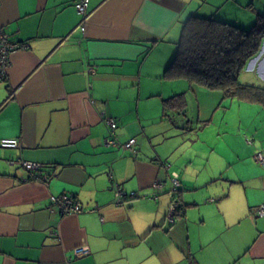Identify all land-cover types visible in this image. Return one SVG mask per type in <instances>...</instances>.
I'll return each instance as SVG.
<instances>
[{"label":"crops","instance_id":"obj_1","mask_svg":"<svg viewBox=\"0 0 264 264\" xmlns=\"http://www.w3.org/2000/svg\"><path fill=\"white\" fill-rule=\"evenodd\" d=\"M78 1L0 0L26 44L0 79V139L20 142L0 145V264H264V103L165 75L190 16L248 27L264 0H90L84 22ZM239 79L264 86V38ZM108 117L135 151L106 144Z\"/></svg>","mask_w":264,"mask_h":264},{"label":"trees","instance_id":"obj_2","mask_svg":"<svg viewBox=\"0 0 264 264\" xmlns=\"http://www.w3.org/2000/svg\"><path fill=\"white\" fill-rule=\"evenodd\" d=\"M264 38V14L248 27L213 16H190L183 25L178 51L165 75L186 76L225 97L264 103V86L243 83L239 74L259 50ZM170 101L165 102V107ZM179 107L184 100L173 98ZM175 117L172 119L175 122ZM182 207V206H180Z\"/></svg>","mask_w":264,"mask_h":264},{"label":"built area","instance_id":"obj_3","mask_svg":"<svg viewBox=\"0 0 264 264\" xmlns=\"http://www.w3.org/2000/svg\"><path fill=\"white\" fill-rule=\"evenodd\" d=\"M90 0H79L76 3V7L83 16V22L88 17V6ZM82 28H85L84 24ZM26 47L25 43L15 41L11 38L10 33L5 29V27L0 23V79H4L8 75V68L11 64V59L13 53L20 48ZM94 70V68H92ZM107 122L110 127V133L106 137V144L109 146H122L125 149H129L131 151H135V137L130 138L128 141L121 142L117 135V127L118 122L114 117H108ZM249 142H252V139H248ZM0 145L3 147H18L20 142L17 138H2L0 139ZM257 158L264 162V154L259 152L257 154ZM25 168L29 171L31 177H36V170L41 166L40 163L30 160L20 159ZM39 178H46L45 175L40 176ZM173 191H176L178 187L181 185L180 175L177 171H174L171 175ZM117 185L116 194L119 197V202H123L126 197L134 196L136 192L132 191L129 195L121 188L120 184ZM156 187H162L161 182L155 183ZM128 195V196H127ZM51 200L54 204L59 206V208L63 212H81L83 210L82 205L76 201V199L69 194H61V195H52ZM181 206V201L176 196L173 197L172 203L170 206V210L168 213V219L170 221L175 220L176 212L178 208ZM259 215H264V203L261 205L259 209ZM88 251L87 247H80L76 249V254H83Z\"/></svg>","mask_w":264,"mask_h":264},{"label":"rangeland","instance_id":"obj_4","mask_svg":"<svg viewBox=\"0 0 264 264\" xmlns=\"http://www.w3.org/2000/svg\"><path fill=\"white\" fill-rule=\"evenodd\" d=\"M258 1V0H257ZM259 2V1H258ZM247 16V17H251V15L255 18V14L253 15L252 14V12H250V11H247V12H244V13H242L241 14V16H239L238 15V13H237V18L239 17H242V16ZM191 99H192V97H191ZM183 120H186L185 122H188V123H191L192 125H194V126H198L195 122H193V118H192V113H190V114H188L186 117H185V119H183ZM212 127V126H211ZM167 130V129H166ZM171 134L172 133H169V131H167V133L166 134H164V135H166V139L167 140H165V142H164V144H167L169 141H172V138H171ZM163 136V135H162Z\"/></svg>","mask_w":264,"mask_h":264},{"label":"bare ground","instance_id":"obj_5","mask_svg":"<svg viewBox=\"0 0 264 264\" xmlns=\"http://www.w3.org/2000/svg\"><path fill=\"white\" fill-rule=\"evenodd\" d=\"M262 204H263V203H262ZM262 204H261V205H262ZM181 205H182V204H181ZM261 205L259 206V209L261 208ZM178 209H179V208H178Z\"/></svg>","mask_w":264,"mask_h":264}]
</instances>
